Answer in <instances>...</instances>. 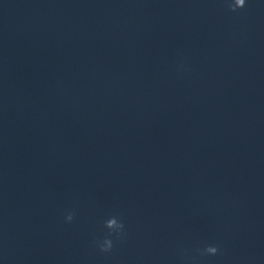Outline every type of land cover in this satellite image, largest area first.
<instances>
[{
	"label": "clouds",
	"instance_id": "1",
	"mask_svg": "<svg viewBox=\"0 0 264 264\" xmlns=\"http://www.w3.org/2000/svg\"><path fill=\"white\" fill-rule=\"evenodd\" d=\"M227 10L232 13L246 7V0H221ZM183 68V66H181ZM75 211L68 212L65 216V222L71 223L75 217ZM104 227L108 229V234L102 240L93 241V245L100 253H111L117 243L124 242L126 238V228L124 221L114 215L104 221ZM196 256L186 257L187 260L197 261L198 258H211L224 255V250L219 244L210 243L195 249Z\"/></svg>",
	"mask_w": 264,
	"mask_h": 264
}]
</instances>
